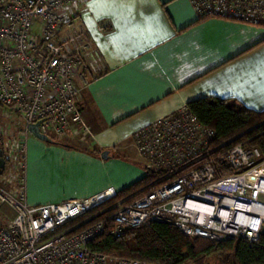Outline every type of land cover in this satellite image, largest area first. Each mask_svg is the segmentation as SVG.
<instances>
[{
    "label": "built area",
    "instance_id": "obj_1",
    "mask_svg": "<svg viewBox=\"0 0 264 264\" xmlns=\"http://www.w3.org/2000/svg\"><path fill=\"white\" fill-rule=\"evenodd\" d=\"M88 1L0 0V106L24 123L22 137H9L5 148V159L21 167L23 176L0 175V264H149L108 257L89 245L100 236L118 238L152 223L172 225L191 239H244L256 246L264 229L261 153L241 142L218 143L214 130L200 124L186 105L131 137L143 170L158 175L154 189L94 215L89 213L117 191L27 203L24 139L31 134L26 127L40 122V133L51 139L90 135L82 94L105 73L106 64L76 24L79 7ZM189 1L199 18L264 27V0ZM6 212L13 216L6 218Z\"/></svg>",
    "mask_w": 264,
    "mask_h": 264
},
{
    "label": "crops",
    "instance_id": "obj_2",
    "mask_svg": "<svg viewBox=\"0 0 264 264\" xmlns=\"http://www.w3.org/2000/svg\"><path fill=\"white\" fill-rule=\"evenodd\" d=\"M196 21L189 0H89L79 7L76 24L106 64L82 94L90 135L69 133L59 139L64 145L25 137L28 204L118 192L137 182L144 172L133 133L195 99L264 110V27Z\"/></svg>",
    "mask_w": 264,
    "mask_h": 264
},
{
    "label": "trees",
    "instance_id": "obj_3",
    "mask_svg": "<svg viewBox=\"0 0 264 264\" xmlns=\"http://www.w3.org/2000/svg\"><path fill=\"white\" fill-rule=\"evenodd\" d=\"M205 19L209 18L198 17L196 22ZM186 107L200 124L214 130L218 143H244L249 148L258 149L264 160V110L253 111L218 98L195 99L188 102ZM52 141L54 144L64 145L57 138H52ZM157 178L156 173L145 172L143 178L118 191L113 199L91 211L89 215L118 201L136 199L154 189L158 185L154 183ZM106 213L96 220L105 218ZM89 248L108 257L149 264H208V259L213 256L221 257L229 264H264V233L260 235L256 246L251 247L244 239L222 242L191 239L183 236L172 225L164 223L128 229L118 238L103 235L94 240Z\"/></svg>",
    "mask_w": 264,
    "mask_h": 264
},
{
    "label": "rangeland",
    "instance_id": "obj_4",
    "mask_svg": "<svg viewBox=\"0 0 264 264\" xmlns=\"http://www.w3.org/2000/svg\"><path fill=\"white\" fill-rule=\"evenodd\" d=\"M0 130L6 132V134L4 133L0 134V158L5 163L4 166L0 168V175H8L10 179L14 178L18 180L23 176V171L21 167L13 166L12 163L7 162V160L5 159V148L7 147V140L9 139V137L11 138L17 135H19V137L20 136L22 137L24 132L23 121L14 113L9 112L6 108L0 107ZM75 144L76 143H74L73 145ZM76 145H78V143ZM143 172L145 174L144 170ZM3 216H5L6 218H11L13 215L10 212H6ZM263 233H264V229H263ZM208 264H229V263L227 260L223 258L221 259V257L213 256L208 259Z\"/></svg>",
    "mask_w": 264,
    "mask_h": 264
},
{
    "label": "water",
    "instance_id": "obj_5",
    "mask_svg": "<svg viewBox=\"0 0 264 264\" xmlns=\"http://www.w3.org/2000/svg\"><path fill=\"white\" fill-rule=\"evenodd\" d=\"M39 124L40 122H36L34 124H29L26 128H27V131L35 138L41 140V141H44V142H52V139L49 138L48 136L46 135H43L40 133L39 131ZM108 155H109V152L108 151H103L101 153V157L102 159H107L108 158ZM4 165V161L2 159H0V167H2Z\"/></svg>",
    "mask_w": 264,
    "mask_h": 264
}]
</instances>
